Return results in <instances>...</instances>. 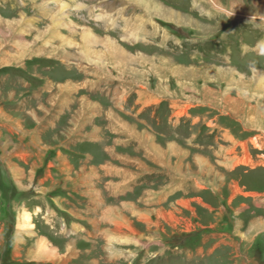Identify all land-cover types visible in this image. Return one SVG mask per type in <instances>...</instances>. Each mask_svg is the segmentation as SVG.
<instances>
[{
  "label": "rangeland",
  "instance_id": "374dc122",
  "mask_svg": "<svg viewBox=\"0 0 264 264\" xmlns=\"http://www.w3.org/2000/svg\"><path fill=\"white\" fill-rule=\"evenodd\" d=\"M157 1L181 22L149 19L130 0H0V264H264V92L255 85L264 56L253 57L259 34L246 22L264 19V0ZM61 2L69 18L58 19ZM68 19L73 33L59 24ZM152 19L135 44L116 22L130 32ZM52 22L73 42L63 45L76 55L71 63L56 49L65 37H51ZM85 28L148 57L132 66L140 74L117 73L94 49L92 61L78 55ZM84 63L146 90L123 92L114 108L82 88L91 78ZM109 111L140 139L117 132ZM121 136L122 156L106 154ZM109 162L112 172L99 170ZM23 211L33 218L29 233L16 226ZM43 238L52 259L34 253Z\"/></svg>",
  "mask_w": 264,
  "mask_h": 264
},
{
  "label": "crops",
  "instance_id": "0c3cea01",
  "mask_svg": "<svg viewBox=\"0 0 264 264\" xmlns=\"http://www.w3.org/2000/svg\"><path fill=\"white\" fill-rule=\"evenodd\" d=\"M127 1L128 0H126V2ZM130 1H132V3L134 5L136 3L138 6H140L141 7V11H143V13L147 14V16H148L149 19H151L150 17H152L151 15H153V14L155 16L159 17L160 19H165L166 18V19L175 20V21L177 20V22H179V23L181 22V19H183L182 14H179L177 11H175V10H173V9L165 6V5H162L157 0H152L154 2L153 3L151 2V4H149V5L158 6L160 8V12L159 13L155 12L154 10H151L150 9V6L149 7H144L140 3L141 1L140 2H138V0H130ZM126 2H123V3L126 4ZM123 10H124L123 7H120V6H117L116 7V17L117 18L120 16V14L123 12ZM247 11H249V10H247ZM251 11H253V10H251ZM165 14L167 16L168 15L169 16L166 17ZM250 14H251V12H250ZM262 15L264 17V10H263V14ZM121 16L123 17V14H121ZM125 21L126 20H116L118 29L121 32L124 31V30H126V32H127L126 33V37H128L126 41H128L130 43H133V44H135L136 41H138V39H139V37H141V35H143V34H145V33L148 32L147 24H150V23H147V22H150V21H151V23L154 22L153 19L152 20L143 21V22L140 21L139 24H138V26L136 27V29H133V31L128 32L129 29H126L128 27V25L123 24ZM61 22L63 23L65 21L62 20ZM118 22L119 23H122L123 22L122 23L123 26L122 25H119ZM246 22L249 23L248 26L251 28L250 30H252V33H254L256 31L259 34L258 40L253 44V46L250 47L251 52L253 53V57H255V58H257L258 56L259 57H261V56L263 57L264 56V19L263 20H260V21H255L254 20V22L251 19H249V20H246ZM87 31H90L91 32V30H89V29H87ZM104 37L105 38H101V37H95V38L98 39V40H100V41L101 40L102 41L104 40L103 43L105 41L106 42H110L107 39H110V40L113 39V37L111 35L110 36L106 35ZM69 40H71V39L69 38ZM106 42H105V46L102 43H101L102 45L98 43L97 46H96L97 48H91V49H94L98 54L103 53L102 55L100 54V58L103 59V60H105V63L106 64H110L111 66L113 65V69H120V71H116L117 73L118 72H121L123 74V73H126L127 72L130 75H134V76L140 74V73L137 74L136 69L134 67H132V66H133V64L138 65L139 64V61L141 59H144V58L149 59L148 57H144V56H134V54L128 52L127 49L124 46H119L116 40H114L112 42V43H114L117 46V48H116L117 51L116 52H113V53H115V54H113V53H111V52H109L107 50V47H106L107 43ZM147 42H150V41H147ZM82 44L85 46L84 47V52H87V50H86L87 46L85 45L84 42H82ZM66 45H69V44H66ZM63 48L64 47H62V51L64 50ZM244 49L246 50V46L244 47ZM57 50L60 51V48L57 49ZM242 51H243V48H242ZM64 52H65V50H64ZM64 52H61L60 51V53H62L63 55H64ZM79 53H78V55H79ZM62 54H61V56H62ZM103 56H104V58H102ZM75 57H76V55L73 53L72 56L70 57V59L72 58V59L75 60ZM131 58L133 60L132 61L133 63L129 64L131 62ZM93 64H95V63H93ZM94 67H96V66H94ZM101 67L104 69L103 66H101ZM230 68L231 67H228V69H229L228 71H235V70H231ZM79 69L82 70V72H84V73H82L84 75V77H87V76L91 75V78L90 79L89 78H86V80L83 82L82 88H84L86 91H95V92L98 91V92H100V95H101V93L104 96L107 95V99H109L108 101L111 102L112 107L117 108V109H121V107H122L121 104H122V101L124 99L122 97H120V99H119V96H121L123 92H126V91H129V92L130 91H135L136 92L138 90L139 91L146 90V87H145L144 84H141L140 82L137 83L138 82L137 81L138 79L137 80L136 79H133V80H131V82L130 81H123V77H121L120 74L116 76L118 79H116L114 76H98L97 77L95 75L94 70L88 69V66H87L86 63H84L82 65V68H81V66H79ZM170 69H172V72L174 74H176V75H177V73H179V71H182L183 70V68H181V67H172V66H170ZM256 72L259 74V75H257L258 77L256 78L257 81H255L256 88H260L259 91L264 92V74H262L261 71H259V70H257ZM228 81H231V79H228ZM249 82L252 83L251 80H249ZM69 85H71V84H69ZM71 86H69L70 89H68V90H72L70 92H73L76 87H75V85H71ZM109 93H111L112 95L109 96ZM64 105L67 106L68 105V101L64 100ZM83 105L86 107V106L90 105V103L88 102L87 104H83ZM98 105H99V103H98ZM77 113L78 114H81L82 111L78 110ZM107 114L110 115V116H112L113 119H117L116 122L119 123V125H120L119 129H116L117 132L120 130V133L121 134H123L124 132H126V135L125 136H127V133L130 134L129 137L131 139H136V140H139L140 139L141 134L140 133L137 134V133L134 132V130L129 129V128H132V127L129 126V124H128L127 121H125L123 118H119V116H115V112H113V111H109V113H107ZM79 124H81V123H79ZM143 138L146 139V137H143ZM119 139H121V143H120ZM123 139H124V137L121 136V137H119V138L116 139V140H118V142H114L116 144L115 146H111V147H108L107 146V147H105L106 154H108L109 156H113L114 154L121 155V153L120 152H116L115 149L118 146H124ZM148 139H149V136H148ZM97 140H102L103 141L102 137H101V139L99 137L97 139H93V141H97ZM149 152L150 153H148V154H151V155H154V153H155L151 146H149ZM86 164L87 163H84V164H81V165H78V166L84 168ZM116 167H115V165H113L112 163L109 162V163H105L104 165H101L99 167L100 168L99 170H103L104 172L108 173V171H111L112 172L113 171V168H116ZM14 169H16L19 172H21L20 169H17V168H14ZM88 180H90L89 179V176L84 175L83 179L80 181L81 182V185L84 184V183H87ZM18 185L19 184H17V186ZM122 191L124 193L127 192V190H125V189H123ZM122 191H118V195L120 193H122ZM31 217H32V215H31ZM83 228L84 227L82 225L76 224V227H74L73 231L74 232H76L78 230L79 231H82Z\"/></svg>",
  "mask_w": 264,
  "mask_h": 264
},
{
  "label": "bare ground",
  "instance_id": "6f19581e",
  "mask_svg": "<svg viewBox=\"0 0 264 264\" xmlns=\"http://www.w3.org/2000/svg\"><path fill=\"white\" fill-rule=\"evenodd\" d=\"M21 1V0H20ZM141 1V2H140ZM57 2V1H56ZM138 2H140L144 7H149L150 6V9L151 10H154L155 12H157L156 10H158V13L160 12V8L158 7V6H154V5H149V4H151V0H138ZM23 3V2H22ZM8 4V3H7ZM60 5H58V10H57V17H58V19L60 18V19H63V18H65V17H67V18H69L68 16V14L67 13H65V11L67 10V9H69L68 7H66V6H64L65 4H64V2H61V3H59ZM18 5V4H17ZM79 5V4H78ZM33 6V5H32ZM158 9H157V8ZM33 8H34V6H33ZM36 8V7H35ZM42 8V7H41ZM75 8V7H74ZM44 9V8H43ZM24 10V9H23ZM22 10V11H23ZM38 10V9H37ZM48 11H49V9H48ZM24 12V11H23ZM27 12V11H26ZM172 12V11H171ZM236 12H238V11H236ZM236 14V13H235ZM49 15V14H48ZM53 15V14H52ZM249 15V14H248ZM62 16V17H61ZM169 16V15H168ZM240 16V15H239ZM23 17V16H22ZM48 17V16H47ZM55 17V16H54ZM54 17H52V18H54ZM56 17V18H57ZM33 18V17H32ZM55 18V19H56ZM57 19V20H58ZM24 19L23 18H20V19H16V20H12L13 22H8V23H6V24H9V25H13V27L15 26V25H18V24H20L22 21H23ZM27 20V19H26ZM25 20V25L27 26L28 24H29V26H27V27H30L32 24L31 23H27V21ZM62 21V20H61ZM61 21H60V23L59 22H57V23H59L61 26H65L66 28L65 29H67L69 32H74V30H75V27L74 26H76V24H75V22H73L72 21V19H68V21L67 20H64V21H66V22H63V23H61ZM2 22V21H1ZM56 23V22H55ZM149 23V22H148ZM5 24V25H6ZM31 24V25H30ZM35 24V23H34ZM53 22L50 24V25H48V26H50V31H52V33H51V37H54V38H56V37H65L66 35H63L62 33H60V32H58V28H55V26H53ZM22 25V24H21ZM79 25V24H78ZM10 26V27H11ZM73 26V27H72ZM10 27H8L9 29H10ZM21 27V26H20ZM35 27H37V26H35ZM34 27V28H35ZM79 27V26H78ZM48 28V27H47ZM52 28V29H51ZM77 28V27H76ZM26 29V28H25ZM83 30V29H82ZM87 29L85 28V31H83L82 32V37L85 39V42H84V40H82V42H84L85 43V45L86 46H88L89 48H90V45L92 44V43H94L96 40H98V39H96L92 34H91V32L90 31H86ZM35 31V30H34ZM37 32V31H36ZM12 34V33H11ZM45 34V33H44ZM50 34V33H49ZM2 35V34H1ZM35 35V33L33 34V36ZM3 36H4V34H3ZM41 36V35H40ZM50 37V36H49ZM48 38V37H47ZM104 38V37H103ZM69 39V37H65V38H63V42H62V45L61 46H59V47H57L56 49H59L60 48V51L61 52H64V50L62 51V47H63V45H66V44H69V45H71V44H73V42L71 41V40H68ZM107 39V38H106ZM105 39V40H106ZM16 40V39H15ZM22 40V39H21ZM46 41L47 40H49V39H45ZM53 40V39H52ZM58 40V39H57ZM62 40V39H61ZM107 40H109L110 42H107V46L109 47V48H111V53H113V52H115V51H117L116 50V48H117V46L114 44V43H112L114 40L112 39V40H110V39H107ZM28 41V40H27ZM43 41H44V39H43ZM100 41V40H99ZM102 41V40H101ZM104 41V40H103ZM30 42V41H29ZM33 42V41H32ZM27 43V42H26ZM42 43V42H41ZM45 43V42H44ZM49 43V42H48ZM66 43V44H65ZM7 44V43H6ZM51 44V43H50ZM61 44V43H60ZM103 44V43H102ZM105 44V43H104ZM103 44V45H104ZM38 45V44H37ZM57 46V45H56ZM56 46H54V47H56ZM45 47V46H44ZM53 47V46H52ZM84 45H83V49H82V53H79L80 54V56H82V58L84 57V59H86V60H91L92 61V49H89L88 47L86 48V50H87V52H84ZM2 48V47H1ZM49 48V47H48ZM26 49V48H25ZM42 49V48H41ZM51 50H52V48H50ZM54 49V48H53ZM55 49V50H56ZM81 49V48H80ZM37 50V49H36ZM115 50V51H114ZM80 52V51H79ZM24 53V52H23ZM26 53V52H25ZM31 53V52H30ZM45 53V52H44ZM50 54V53H49ZM52 54V53H51ZM54 54V53H53ZM113 54H115V53H113ZM38 55V54H37ZM43 55V54H42ZM55 55V54H54ZM85 55V56H84ZM33 56V55H32ZM62 56L63 57H65V59H68V61H69V59H70V57L72 56V54L71 53H69V52H64V55L62 54ZM5 57V56H4ZM110 57V56H109ZM15 58V57H14ZM45 58V57H44ZM112 58V57H111ZM116 58V57H115ZM32 59V58H31ZM39 59V58H38ZM50 59V58H49ZM72 59V58H71ZM14 60V59H13ZM26 60V59H25ZM54 60V59H53ZM73 60V59H72ZM4 61V60H3ZM12 61V60H11ZM70 62V61H69ZM12 63V62H11ZM18 63V62H17ZM71 63V62H70ZM20 64V63H19ZM115 64V63H114ZM26 65V64H25ZM18 66V65H17ZM16 66V67H17ZM67 66V65H66ZM12 67V66H11ZM71 67V66H70ZM23 68H25L24 66H23ZM69 70V69H68ZM69 78V77H68ZM33 80V79H32ZM53 80V79H52ZM61 81V80H60ZM69 86H71V85H69V84H65V85H60V87H63V88H66V89H70L69 88ZM72 87V86H71ZM78 87V86H77ZM59 88V87H58ZM62 89V88H61ZM61 91V90H60ZM68 92V91H67ZM66 92V93H67ZM238 95V94H237ZM88 100V99H87ZM85 107V106H84ZM87 109V108H86ZM256 109V108H255ZM71 115V114H70ZM248 126V125H247ZM246 126V127H247ZM245 127V126H244ZM146 139H148V136H146ZM152 148H153V150L157 153V152H159L158 150L160 149V148H158L157 146H155V145H152L151 146ZM156 149H158V150H156ZM111 209V208H110ZM113 212V211H112ZM103 214V213H102ZM103 216V215H102ZM18 224L16 225L17 227H18V229L19 230H22V231H24V232H27V233H29V232H31L30 231V228L32 227V221H33V218L31 217V214L29 213V212H26V211H23V213H22V220H19L18 219ZM16 227V228H17ZM17 229V230H18ZM19 232V231H18ZM112 241V240H111ZM118 242V241H117ZM50 244H48L47 243V241H46V239H40L38 242H36V244H35V254L38 256V257H43V258H46V259H52V257L55 255L54 253H55V249H53V247H51V246H49ZM108 246H109V244H108ZM108 248V247H107ZM112 249L114 250V247L112 246ZM34 255V254H33ZM35 256V255H34ZM42 258V259H43ZM38 259V258H37ZM51 262V261H50Z\"/></svg>",
  "mask_w": 264,
  "mask_h": 264
}]
</instances>
